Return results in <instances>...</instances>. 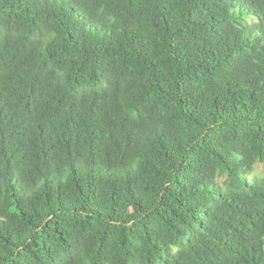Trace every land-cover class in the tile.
I'll use <instances>...</instances> for the list:
<instances>
[{
    "label": "trees",
    "instance_id": "obj_1",
    "mask_svg": "<svg viewBox=\"0 0 264 264\" xmlns=\"http://www.w3.org/2000/svg\"><path fill=\"white\" fill-rule=\"evenodd\" d=\"M264 0H0V264H264Z\"/></svg>",
    "mask_w": 264,
    "mask_h": 264
},
{
    "label": "rangeland",
    "instance_id": "obj_2",
    "mask_svg": "<svg viewBox=\"0 0 264 264\" xmlns=\"http://www.w3.org/2000/svg\"><path fill=\"white\" fill-rule=\"evenodd\" d=\"M256 175L264 177V165L261 163H258L256 165Z\"/></svg>",
    "mask_w": 264,
    "mask_h": 264
}]
</instances>
